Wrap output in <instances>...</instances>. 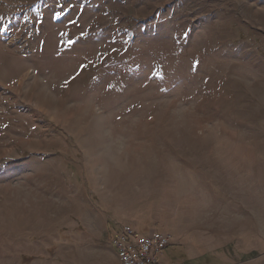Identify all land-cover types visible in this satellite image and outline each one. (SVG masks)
<instances>
[{
	"label": "rangeland",
	"instance_id": "1",
	"mask_svg": "<svg viewBox=\"0 0 264 264\" xmlns=\"http://www.w3.org/2000/svg\"><path fill=\"white\" fill-rule=\"evenodd\" d=\"M123 225L264 264V0H0V264H110Z\"/></svg>",
	"mask_w": 264,
	"mask_h": 264
},
{
	"label": "built area",
	"instance_id": "2",
	"mask_svg": "<svg viewBox=\"0 0 264 264\" xmlns=\"http://www.w3.org/2000/svg\"><path fill=\"white\" fill-rule=\"evenodd\" d=\"M118 264H162L158 255L174 245L172 236L163 231L142 234L123 225L111 239Z\"/></svg>",
	"mask_w": 264,
	"mask_h": 264
},
{
	"label": "crops",
	"instance_id": "3",
	"mask_svg": "<svg viewBox=\"0 0 264 264\" xmlns=\"http://www.w3.org/2000/svg\"><path fill=\"white\" fill-rule=\"evenodd\" d=\"M119 229H120V228H119ZM119 229H118V230H119ZM118 230H117V231H118ZM117 231L115 232V234L117 233ZM115 234L112 235V238L115 236ZM112 238H111V239H112ZM110 245H111V244H110ZM112 251H113V254H112V257H111V258H112V259H111L112 262H110V264H118L117 256H116V253H115L113 247H112Z\"/></svg>",
	"mask_w": 264,
	"mask_h": 264
},
{
	"label": "snow or ice",
	"instance_id": "4",
	"mask_svg": "<svg viewBox=\"0 0 264 264\" xmlns=\"http://www.w3.org/2000/svg\"><path fill=\"white\" fill-rule=\"evenodd\" d=\"M81 71H83V69H81Z\"/></svg>",
	"mask_w": 264,
	"mask_h": 264
}]
</instances>
